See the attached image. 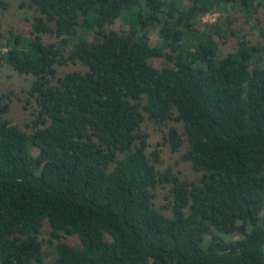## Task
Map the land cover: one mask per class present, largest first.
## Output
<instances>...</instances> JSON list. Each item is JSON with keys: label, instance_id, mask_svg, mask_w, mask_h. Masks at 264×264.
Masks as SVG:
<instances>
[{"label": "trees", "instance_id": "trees-1", "mask_svg": "<svg viewBox=\"0 0 264 264\" xmlns=\"http://www.w3.org/2000/svg\"><path fill=\"white\" fill-rule=\"evenodd\" d=\"M21 8L30 35L0 33V66L33 78L37 109L27 133L0 97V264H264V43L233 27L264 0ZM209 14L220 17L203 22ZM118 21L129 30L111 29ZM229 35L236 46L222 57ZM68 64L85 70L58 77ZM146 121L167 128L151 153ZM163 145L183 152L197 181L158 170Z\"/></svg>", "mask_w": 264, "mask_h": 264}, {"label": "rangeland", "instance_id": "rangeland-1", "mask_svg": "<svg viewBox=\"0 0 264 264\" xmlns=\"http://www.w3.org/2000/svg\"><path fill=\"white\" fill-rule=\"evenodd\" d=\"M9 2V8L7 10L0 11V33L1 40L5 41L9 38L10 31H14L17 34L23 35L24 37L29 36L31 31V13L27 9L21 8L22 0H7ZM260 14L255 17H251L248 24L245 23L243 15L238 13L236 15L237 21L234 23L233 27L237 29H242L248 34L249 39L257 44L259 42L264 43V40L259 36V30L256 27L260 20V23L264 22V10L259 12ZM234 14L233 11L226 12L225 15L228 16ZM220 14H209L203 17V22H216ZM113 30H124L128 31V26L122 24L118 21L113 27ZM92 39V36L90 37ZM45 42L54 41L49 37H44ZM160 41L158 30H154L151 34V45L156 46ZM236 40L231 35L228 36V41L225 45L220 46V56H225L235 49ZM149 64L153 67L160 69L165 66V61L163 59L152 58ZM58 77L63 76L66 73L73 71H84V67L80 65L68 64L66 66H58L57 68ZM33 78L31 76L19 75L9 66H0V97L2 95H7V101L10 103V112L7 115V119L13 125L18 126L25 132H31V129L27 127L29 123L34 118V113L36 111L35 101L29 97L28 90L31 87ZM176 126L180 131L183 127L181 123L172 122L169 126ZM149 133V152L151 153L159 143L164 142L165 134L167 133V128L160 129L153 123L146 121L142 127ZM161 148V158L162 161L158 165L159 171H165L168 168H172L174 173L179 174L183 179L189 181H197L200 177L199 174L195 173L189 162H185L182 159V153H173L170 146L163 145ZM34 155H38V150L36 148L32 149ZM167 190L162 187L157 189L156 204L160 207L166 202L165 197ZM167 213V212H166ZM238 236L229 237L230 240L237 239ZM68 242L72 245L78 244V239L75 237L68 238ZM52 251V250H50Z\"/></svg>", "mask_w": 264, "mask_h": 264}]
</instances>
